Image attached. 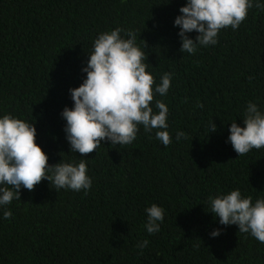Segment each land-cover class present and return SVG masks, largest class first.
Segmentation results:
<instances>
[{"label":"trees","instance_id":"trees-1","mask_svg":"<svg viewBox=\"0 0 264 264\" xmlns=\"http://www.w3.org/2000/svg\"><path fill=\"white\" fill-rule=\"evenodd\" d=\"M165 2L0 0V117L34 123L49 164L85 159L92 178L86 195L57 192L45 179L0 207V264H264V243L205 211L209 195L230 190L264 198V148L238 156L227 142L231 121L243 126L249 101L264 112V11L249 9L236 30L222 29L216 45L189 54L180 51L174 25L186 0ZM116 27L136 33L155 83L171 74L167 94L154 101L169 109L172 142L163 146L140 125L131 144L104 141L81 157L70 152L61 112L73 107L69 90L86 78L94 39ZM211 121L217 130L208 133ZM177 131L187 138L177 141ZM152 203L164 220L149 234Z\"/></svg>","mask_w":264,"mask_h":264},{"label":"clouds","instance_id":"clouds-1","mask_svg":"<svg viewBox=\"0 0 264 264\" xmlns=\"http://www.w3.org/2000/svg\"><path fill=\"white\" fill-rule=\"evenodd\" d=\"M253 7L264 11V3L259 0H186L174 20V25L179 26L180 51L194 54L198 46L216 45L219 32L227 27L236 30ZM193 31L198 33L195 39L188 35ZM136 40L134 31L120 27L102 31L94 39L87 64L82 69L87 73L86 78L69 90L73 107L65 106L61 112L66 121L64 131L70 152L85 157L97 151L104 141L115 146L131 144L140 125L146 133L155 130V138L163 146L172 142L167 130L169 109L162 100L154 101L155 94H167L171 74L165 72L160 82L155 83L153 75L146 71L148 53ZM146 47L145 41L144 49ZM153 101L157 111L152 107ZM197 107L203 108V104L198 103ZM242 117L243 126L236 120L231 121L227 137L238 156L264 148V112L249 101ZM216 130L217 125L211 121L208 133ZM182 138L186 139V134L177 131V141ZM45 179L57 192L83 190L86 195L92 186L85 159L67 162L62 157L59 162L49 164L47 154L36 143L34 123L4 114L0 117V207L21 200L22 187L33 191ZM208 205L209 210L205 211L218 218L221 225H237L238 232L250 234L264 243V198L253 201L252 196H242L241 191L235 189L209 195ZM145 212L146 231L159 232L164 209L152 203ZM11 217V210L5 208L3 218ZM221 231L217 228L210 235L219 236ZM148 243L145 239L137 247L143 250Z\"/></svg>","mask_w":264,"mask_h":264}]
</instances>
